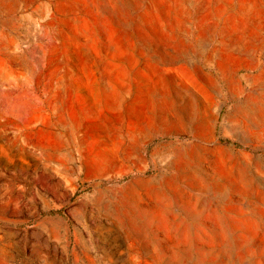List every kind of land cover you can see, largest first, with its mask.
Instances as JSON below:
<instances>
[{
  "label": "rangeland",
  "instance_id": "rangeland-1",
  "mask_svg": "<svg viewBox=\"0 0 264 264\" xmlns=\"http://www.w3.org/2000/svg\"><path fill=\"white\" fill-rule=\"evenodd\" d=\"M0 264H264V0H0Z\"/></svg>",
  "mask_w": 264,
  "mask_h": 264
},
{
  "label": "bare ground",
  "instance_id": "bare-ground-1",
  "mask_svg": "<svg viewBox=\"0 0 264 264\" xmlns=\"http://www.w3.org/2000/svg\"><path fill=\"white\" fill-rule=\"evenodd\" d=\"M255 41H257V40H255ZM259 41V40H258ZM253 44H254V42H253ZM246 50V49H245ZM258 67V64H256L255 63V65L252 67L253 69H256ZM262 75V74H261ZM169 206H170V204H169ZM192 215H194V214H192ZM219 215V214H218ZM216 216V215H215ZM222 215H220V217H221ZM226 216V215H225ZM224 216V217H225ZM194 218V217H193ZM217 219L219 218V217H216ZM218 221V220H217ZM222 221H224V220H222ZM220 222V221H219ZM226 228V227H225ZM226 232H227V230H226Z\"/></svg>",
  "mask_w": 264,
  "mask_h": 264
}]
</instances>
